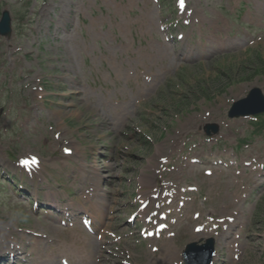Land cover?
<instances>
[{"label": "rangeland", "instance_id": "rangeland-1", "mask_svg": "<svg viewBox=\"0 0 264 264\" xmlns=\"http://www.w3.org/2000/svg\"><path fill=\"white\" fill-rule=\"evenodd\" d=\"M184 7L192 12L179 0H0V16L7 10L12 19L10 38L0 37V172L35 158L67 182L94 167L108 202L97 220L114 218L102 264H165L166 246L183 264L186 245L210 238L217 250L231 244V264H264V185L248 203L238 197L264 164V115L228 117L250 90L264 96V0H184ZM180 18L195 36L225 26L241 44L177 61L179 47L162 41L161 27L172 33L169 23ZM196 153L215 165L190 163ZM0 184V234L26 229L72 245L70 233L47 228L48 219L11 202ZM177 213L199 220L176 225ZM145 219L167 227L161 240L144 237L153 228ZM238 244L244 249L233 250Z\"/></svg>", "mask_w": 264, "mask_h": 264}, {"label": "water", "instance_id": "water-1", "mask_svg": "<svg viewBox=\"0 0 264 264\" xmlns=\"http://www.w3.org/2000/svg\"><path fill=\"white\" fill-rule=\"evenodd\" d=\"M10 29V16L9 13L2 12L0 18V35L9 37ZM264 113V97L257 89L251 90L246 99L235 103L230 112L229 118L254 116ZM212 241L208 240L204 246L198 247L196 244H190L186 247L183 255L185 264H204L205 258L207 260L212 255Z\"/></svg>", "mask_w": 264, "mask_h": 264}, {"label": "bare ground", "instance_id": "bare-ground-1", "mask_svg": "<svg viewBox=\"0 0 264 264\" xmlns=\"http://www.w3.org/2000/svg\"><path fill=\"white\" fill-rule=\"evenodd\" d=\"M210 39H213L214 38V36L212 35V34H210V37H209ZM218 44H220L221 45V47L224 49V46H222L223 44H224V42L223 41H218V42H212L211 44H210V47H208L207 48V52L208 53H212V52H214V46H216V45H218ZM237 46V44H235V47ZM197 127V126H196ZM193 157H195V156H193ZM196 157H197V154H196ZM190 161H192V159H190ZM250 165L252 164V163H249ZM262 177H263V175H258V176H256V178H257V180H260V179H262ZM151 201V200H150ZM149 208V207H148ZM145 210H141V212H140V214L141 215H144V212ZM51 227V226H50ZM53 229H55V228H53ZM1 231V230H0ZM6 231L7 230H5L4 232H2V233H6ZM12 234V232L10 231V229L7 231V234H5V235H11ZM13 236V235H12ZM229 238L231 239V238H233V235L232 234H230V236H229ZM168 243H170V241L168 242V241H166L165 242V244L167 245ZM225 243V247L222 245V244H219V250H215V256H214V258H213V263L215 264L216 262H221V264H226L225 262H223V261H220L219 259L220 258H222L221 257V255H220V253H224V255H226V257H227V259H228V263L227 264H230L231 263V260H230V258H229V256H228V252H227V250H226V248H230V243L228 244V243H226V242H224ZM1 246H5V247H7L6 249H5V254H13V251L10 249V248H8L9 246H10V243L8 242V239H6V238H4L3 237V239H1V237H0V247ZM165 251H166V253L164 254V255H162V259L161 260H164V262H165V264H177V262H178V254H177V251H175V249H173L172 247H165ZM168 252V253H167ZM163 253H164V251H163ZM225 258V257H224ZM36 263H38V262H36ZM39 264H50V261L49 260H46V259H42V258H40V262H39Z\"/></svg>", "mask_w": 264, "mask_h": 264}, {"label": "snow or ice", "instance_id": "snow-or-ice-1", "mask_svg": "<svg viewBox=\"0 0 264 264\" xmlns=\"http://www.w3.org/2000/svg\"><path fill=\"white\" fill-rule=\"evenodd\" d=\"M179 5H180L181 9H183L184 8V0H179ZM65 151H68V150L66 149ZM23 163L27 164V163H29V161H24ZM31 163L33 165H35L37 163L36 159L32 158Z\"/></svg>", "mask_w": 264, "mask_h": 264}]
</instances>
